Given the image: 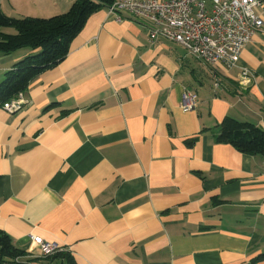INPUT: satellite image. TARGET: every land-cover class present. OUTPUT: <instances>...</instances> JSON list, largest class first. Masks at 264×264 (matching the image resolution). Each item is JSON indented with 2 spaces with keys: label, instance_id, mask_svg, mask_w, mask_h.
I'll use <instances>...</instances> for the list:
<instances>
[{
  "label": "crops",
  "instance_id": "0c3cea01",
  "mask_svg": "<svg viewBox=\"0 0 264 264\" xmlns=\"http://www.w3.org/2000/svg\"><path fill=\"white\" fill-rule=\"evenodd\" d=\"M75 1L0 9L50 17ZM34 52H0V82ZM186 90L198 97L188 111ZM20 98L0 107V230L26 252L16 264H68L34 237L77 264H264V155L217 141L227 116L264 130V27L228 67L104 6Z\"/></svg>",
  "mask_w": 264,
  "mask_h": 264
},
{
  "label": "built area",
  "instance_id": "2783aa9c",
  "mask_svg": "<svg viewBox=\"0 0 264 264\" xmlns=\"http://www.w3.org/2000/svg\"><path fill=\"white\" fill-rule=\"evenodd\" d=\"M258 7H264V0H114L107 6L108 15L116 20L129 16L144 21L152 41L172 40L202 62H222L228 67L237 63L246 44L264 27ZM251 81V71L243 70L242 82ZM22 94L1 107L9 112L19 110L24 102ZM197 99L195 92L186 90L182 108L193 109ZM34 244L42 257L62 250L40 237H34ZM21 258L0 264H16Z\"/></svg>",
  "mask_w": 264,
  "mask_h": 264
},
{
  "label": "trees",
  "instance_id": "16d2710c",
  "mask_svg": "<svg viewBox=\"0 0 264 264\" xmlns=\"http://www.w3.org/2000/svg\"><path fill=\"white\" fill-rule=\"evenodd\" d=\"M113 1L76 0L65 12L50 17H13L0 9V52L11 53L22 48L36 50L16 61L5 72L0 82V107L24 93L35 77L62 62L89 17ZM217 128L218 142L228 143L244 154L264 155V130L256 124L227 116ZM25 255L26 252L0 230V262L13 263L15 258ZM44 258H59L68 264H77L72 255L63 250Z\"/></svg>",
  "mask_w": 264,
  "mask_h": 264
},
{
  "label": "rangeland",
  "instance_id": "374dc122",
  "mask_svg": "<svg viewBox=\"0 0 264 264\" xmlns=\"http://www.w3.org/2000/svg\"><path fill=\"white\" fill-rule=\"evenodd\" d=\"M9 30H12V32H13V29H9Z\"/></svg>",
  "mask_w": 264,
  "mask_h": 264
}]
</instances>
